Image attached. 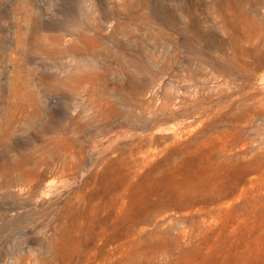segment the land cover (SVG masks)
<instances>
[{"label": "rangeland", "instance_id": "374dc122", "mask_svg": "<svg viewBox=\"0 0 264 264\" xmlns=\"http://www.w3.org/2000/svg\"><path fill=\"white\" fill-rule=\"evenodd\" d=\"M0 264H264V0H0Z\"/></svg>", "mask_w": 264, "mask_h": 264}]
</instances>
